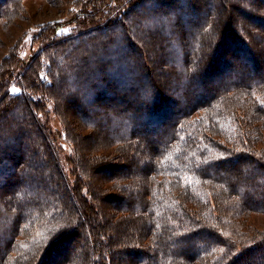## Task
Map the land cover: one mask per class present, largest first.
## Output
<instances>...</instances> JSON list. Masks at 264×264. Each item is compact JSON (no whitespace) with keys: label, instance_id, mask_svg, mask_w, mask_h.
<instances>
[{"label":"trees","instance_id":"16d2710c","mask_svg":"<svg viewBox=\"0 0 264 264\" xmlns=\"http://www.w3.org/2000/svg\"><path fill=\"white\" fill-rule=\"evenodd\" d=\"M82 2L0 71V264H264V0Z\"/></svg>","mask_w":264,"mask_h":264},{"label":"rangeland","instance_id":"374dc122","mask_svg":"<svg viewBox=\"0 0 264 264\" xmlns=\"http://www.w3.org/2000/svg\"><path fill=\"white\" fill-rule=\"evenodd\" d=\"M78 3L84 2H82V0H24L22 2L23 15L20 19L18 17L11 18V21L13 23H5L4 18L0 19V71L6 65L11 64L9 61H14V59L16 60L20 57L25 59L31 53V51L35 49V44L33 43V41L39 35L42 26H50L53 24L56 25L57 23L64 22L65 17L69 12V8H72L73 4L75 5ZM177 5L178 4L174 2L171 3L170 6L175 8ZM243 7H245L244 9H247L245 3ZM248 12H250V10H248ZM225 13L227 14V11H225ZM10 17L11 16L7 18ZM246 25H249L250 29L253 30L252 27H254L256 23L252 22V20H247ZM69 29L70 27L64 26L60 32L67 33ZM253 40H255L256 42ZM252 41L257 44V48L259 50L256 53V57L260 58L263 61L262 63L264 64V49L262 45L256 39H252L251 43ZM255 43L254 46H256ZM14 55H16L17 58ZM5 57L6 60L2 63V60ZM11 90L15 91L16 88L11 86ZM166 96H174V94L168 93V95ZM42 98L44 105L46 106V112L41 116L40 121L42 123H45L47 127L51 129L54 135V142L57 148L60 164L62 165L68 180L73 184L75 181V175L73 173V152L71 144L68 142V140H65L64 138L61 118L59 115L56 114L55 111H53V103L51 101L45 100L47 98ZM105 101H107L105 104L100 105L99 112L114 111L112 105L113 102H115L116 105H120L117 101ZM110 108H112V110ZM77 112V118L79 117L81 123L76 122L75 129L79 132L80 135H84L86 132L89 131V129L92 128L87 126L82 121V118L79 114H91V111L86 106H84L77 108ZM241 173L242 175H245L248 173V170H245ZM263 174L264 173H262V175ZM81 175L83 176V174ZM106 185L108 186V183H106ZM248 223L252 227L264 231V214L251 213V215L249 216ZM53 263L54 261H50L48 264Z\"/></svg>","mask_w":264,"mask_h":264}]
</instances>
